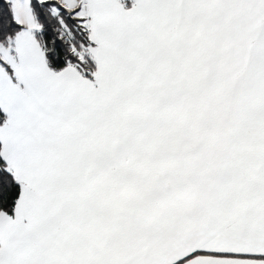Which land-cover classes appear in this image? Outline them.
<instances>
[{"label":"snow or ice","instance_id":"6c2138e0","mask_svg":"<svg viewBox=\"0 0 264 264\" xmlns=\"http://www.w3.org/2000/svg\"><path fill=\"white\" fill-rule=\"evenodd\" d=\"M0 264H264V0H0Z\"/></svg>","mask_w":264,"mask_h":264}]
</instances>
